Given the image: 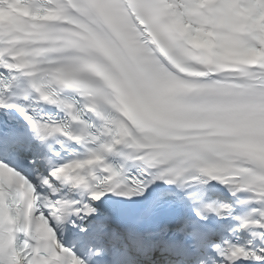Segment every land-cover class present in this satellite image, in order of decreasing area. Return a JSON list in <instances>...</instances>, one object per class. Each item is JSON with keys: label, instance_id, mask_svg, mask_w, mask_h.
<instances>
[{"label": "snow or ice", "instance_id": "6c2138e0", "mask_svg": "<svg viewBox=\"0 0 264 264\" xmlns=\"http://www.w3.org/2000/svg\"><path fill=\"white\" fill-rule=\"evenodd\" d=\"M0 264H264V0H0Z\"/></svg>", "mask_w": 264, "mask_h": 264}]
</instances>
